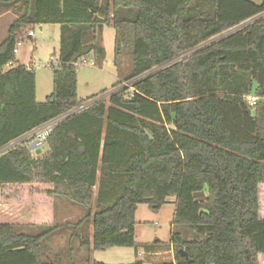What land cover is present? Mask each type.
<instances>
[{"label": "trees", "instance_id": "1", "mask_svg": "<svg viewBox=\"0 0 264 264\" xmlns=\"http://www.w3.org/2000/svg\"><path fill=\"white\" fill-rule=\"evenodd\" d=\"M13 9L0 43V208H13L0 209V264H66L46 243L69 227L89 252L133 248V264H264V0H0V13ZM45 25L60 27L61 47L40 103L36 71L15 50ZM127 25L132 90L119 83L81 109L78 63L103 59L104 27L118 57ZM53 121L48 153H1ZM11 188L24 191L5 196ZM60 198L85 216L57 223ZM170 203V243H138V206Z\"/></svg>", "mask_w": 264, "mask_h": 264}, {"label": "rangeland", "instance_id": "2", "mask_svg": "<svg viewBox=\"0 0 264 264\" xmlns=\"http://www.w3.org/2000/svg\"><path fill=\"white\" fill-rule=\"evenodd\" d=\"M16 11L13 9L9 13H0V43L7 37L8 30L15 20ZM42 27V30L40 29ZM35 33L33 39H26L18 46V59L21 64L32 65L36 71L38 102L44 103L48 100L54 91V77L52 64L57 65V59L60 53V27L59 26H34L30 29ZM123 36L120 41V55H116V39L118 37L114 27H104L97 32L98 39L104 49V57L96 60L94 56H89L78 63V97L85 100L88 106L97 100H106L115 92V86L119 83L121 87L130 88L132 83L127 82L126 78L132 74L134 61V33L130 25L123 30ZM27 36V35H26ZM93 33L86 35V43H92ZM105 92V94H101ZM84 106V107H85ZM48 153V147L45 146L42 152L33 153L34 156ZM23 189L11 188L5 192L6 195L21 193ZM98 189L95 190L97 194ZM4 195V194H3ZM263 213H264V190L262 191ZM174 201V198L170 200ZM3 211H13V208L3 207ZM95 210V204L93 205ZM175 205L170 203L161 210L155 211L147 205H139L136 213V237L138 242L154 243L160 241L169 244L172 232V221L175 213ZM2 211V212H3ZM70 214L60 215L56 219L59 224L79 222L85 216L84 211L77 207L69 212ZM6 223V221L0 222ZM72 227L66 231H60L48 241V257L54 261H61L66 264H133L136 261V251L133 248L123 249L125 254H118L122 249H108L106 251H91L80 247L81 242L72 237ZM83 239L91 237L93 226L88 222L83 229L79 230ZM104 261H99V259ZM163 260H173L174 252L158 256ZM91 260V261H90ZM130 261V262H129ZM92 262V263H91Z\"/></svg>", "mask_w": 264, "mask_h": 264}, {"label": "built area", "instance_id": "3", "mask_svg": "<svg viewBox=\"0 0 264 264\" xmlns=\"http://www.w3.org/2000/svg\"><path fill=\"white\" fill-rule=\"evenodd\" d=\"M29 36L34 38L35 33L33 31H31L29 33ZM15 53L16 54L18 53V48L15 50ZM249 101L252 104H254L256 99L255 98H249ZM92 104H90V105H92ZM90 105L82 107L81 109L88 108ZM58 122L59 121H53V122H50V123L44 125L43 127L32 132L31 134H29L25 138H22L18 142H16V143L13 142L14 144H10L5 151H8V150L15 148L17 146H22L24 144L27 145L28 149L32 152V154L41 150L42 148H44L46 146L47 140H48L50 134L52 133L54 127L56 126V124ZM4 152H1V153H4Z\"/></svg>", "mask_w": 264, "mask_h": 264}, {"label": "crops", "instance_id": "4", "mask_svg": "<svg viewBox=\"0 0 264 264\" xmlns=\"http://www.w3.org/2000/svg\"><path fill=\"white\" fill-rule=\"evenodd\" d=\"M41 30H42V27L40 28ZM17 54H19V51H18V53ZM19 60V59H18ZM20 61V60H19ZM21 63V62H20ZM26 66H32V65H29V64H25ZM33 67V66H32ZM37 101H38V95H37ZM19 140H21V139H19ZM19 140H17V141H14V143H16V142H18ZM14 143H12V144H14ZM8 147V146H7ZM7 147L6 148H4L3 150H2V152H4L6 149H7ZM43 149L44 148H42L41 150H39V151H37V152H42L43 151ZM38 156H41V155H37V157ZM34 157H36V156H34ZM73 208H76L77 209V207L76 206H74V205H72V204H70L69 202H67L65 199H57L56 200V214H57V218H59L60 217V215L62 216V215H65V214H67V216H68V214H70L69 212H70V210H72ZM173 222V221H172ZM59 223V222H58ZM171 227H172V230H173V225L171 224ZM171 234H172V232H171ZM136 241H137V237H136ZM138 242V241H137ZM138 243H140V244H150V243H145V242H138ZM114 249H122V250H113V251H118V254H125V252L124 251H128V250H123V249H127V248H114ZM128 249H130V248H128ZM142 255V254H141ZM160 256V255H159ZM99 261H104V260H102L101 258L99 259ZM130 262V261H129ZM102 264H104V263H102Z\"/></svg>", "mask_w": 264, "mask_h": 264}, {"label": "water", "instance_id": "5", "mask_svg": "<svg viewBox=\"0 0 264 264\" xmlns=\"http://www.w3.org/2000/svg\"><path fill=\"white\" fill-rule=\"evenodd\" d=\"M52 101H53V99H52ZM181 254H182V256L184 258L188 259V254L187 253H185L184 251H181ZM190 263H192V262H190Z\"/></svg>", "mask_w": 264, "mask_h": 264}]
</instances>
